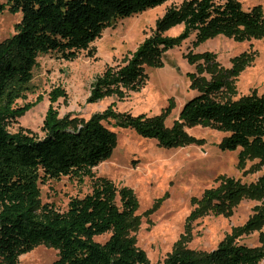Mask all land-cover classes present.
<instances>
[{"label": "trees", "instance_id": "1", "mask_svg": "<svg viewBox=\"0 0 264 264\" xmlns=\"http://www.w3.org/2000/svg\"><path fill=\"white\" fill-rule=\"evenodd\" d=\"M168 0H6L0 12H20L15 34L0 42V264H17L18 258L38 245L58 252L55 264H149L145 253L135 246L130 235L139 226L137 203L131 191L118 189L110 181L95 178L92 169L106 160L115 135L105 125L111 120L144 138L155 139L164 148L175 147L185 139L184 126L201 125L226 133L219 144L222 151L239 149L238 165L256 159L264 165V94H251L238 100L222 98L231 79L245 67L232 59L229 70L220 72L212 54L191 57L202 61L210 75L194 84L198 93L187 100L172 127L163 116L115 114L112 107L84 120L60 117L55 104L63 96L56 88L48 94L49 106L41 133L20 130L10 134L16 122L36 102L18 107L33 77L39 56L54 53L72 61L80 51L89 50L102 31L119 19L139 15ZM182 26L177 36L164 33ZM194 36V45L224 36L238 42L264 38V7L250 10L242 0H183L169 8L156 21L151 36L132 52L127 63L105 69L91 84L88 103L123 96V89L136 91L144 84V66H154L166 51L180 47ZM91 55V54H89ZM225 73V74H224ZM230 96V94H229ZM169 108L167 109V112ZM166 112V113H167ZM63 177L82 184L92 180L91 192L71 198L60 213L53 205L42 204L40 185ZM264 195V175L256 184L243 186L222 178L218 189L208 191L188 221L206 213L229 216L238 199L259 200ZM212 205V207H210ZM238 231H250L264 223V206ZM100 243L97 237L107 235ZM184 238L163 264H264V248L237 245L225 238L211 252L187 250Z\"/></svg>", "mask_w": 264, "mask_h": 264}, {"label": "rangeland", "instance_id": "2", "mask_svg": "<svg viewBox=\"0 0 264 264\" xmlns=\"http://www.w3.org/2000/svg\"><path fill=\"white\" fill-rule=\"evenodd\" d=\"M182 1L168 0L139 15L117 20L102 31L89 50L80 51L72 61L59 59L54 53L39 56L29 88L16 105L21 107L41 99L16 122L9 124L8 132L15 134L21 128L41 137L42 121L49 106L48 94L56 88L64 94L55 104L60 117L87 120L112 107V111L120 115L163 116L164 126L170 128L178 120L184 103L197 95L194 83L202 77L210 78L206 68H200L203 73L198 71L199 66H204L203 62L191 59L198 55L212 54L214 66L220 72L229 70L234 58L245 64L230 80L231 87H226L223 99L235 101L251 94H264V38L238 42L218 36L194 45L192 35L180 47L166 51L157 65L144 66L146 80L140 89H123L121 98L109 96L97 103H88L92 82L106 68L117 70L124 66L132 52L152 35L156 21L167 9L179 7ZM0 3L5 4L6 0ZM256 5L264 7V0H242L245 10ZM20 21V12L12 13L7 8L0 12V42L15 34ZM181 31L182 26H176L164 35L177 36ZM114 121L105 125L115 135V146L92 173L118 189L131 191L137 203L135 216L139 226L130 235L149 264H163L184 238L188 239L184 244L186 249L193 252H211L229 237L237 245L264 248V223L254 230L238 231L254 215L255 208L264 206V195L259 200L238 199L229 216L206 213L188 221L204 194L218 189L222 178L243 186L254 185L264 175V165L256 159L238 165L240 150H220L219 144L226 133L215 128L184 126L185 139L181 144L164 148L155 139L118 127ZM92 183L88 178L82 184L69 177L50 180L40 185L41 203L53 205L62 213L71 198L90 193ZM107 238L108 234L97 237L96 241L103 243ZM57 260L56 250L38 245L22 254L17 264H55Z\"/></svg>", "mask_w": 264, "mask_h": 264}]
</instances>
